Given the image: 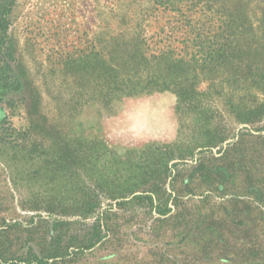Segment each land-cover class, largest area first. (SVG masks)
I'll use <instances>...</instances> for the list:
<instances>
[{"label": "rangeland", "instance_id": "obj_1", "mask_svg": "<svg viewBox=\"0 0 264 264\" xmlns=\"http://www.w3.org/2000/svg\"><path fill=\"white\" fill-rule=\"evenodd\" d=\"M161 1L0 0V264H264V0Z\"/></svg>", "mask_w": 264, "mask_h": 264}, {"label": "trees", "instance_id": "obj_2", "mask_svg": "<svg viewBox=\"0 0 264 264\" xmlns=\"http://www.w3.org/2000/svg\"><path fill=\"white\" fill-rule=\"evenodd\" d=\"M176 2H177V0H176ZM189 3H191V6H194V8H196L197 7V3H198V5H200L201 3H200V1L199 0H190V1H188V4ZM181 4H182V6H186L187 5V2H185V3H182L181 2ZM160 5H162L163 6V9H161V10H158V12H160V13H162V12H164V11H168V12H170L171 11V8H175V6H176V3H173V0H162L161 2H160ZM189 7V6H188ZM6 8V7H5ZM188 9L189 8H184L183 10H185L186 12H188ZM4 12H5V10H4ZM3 12V13H4ZM180 12V15H182V16H171V15H169L170 16V18H172V19H175L176 21H180V22H182V20H183V22L184 21H188L187 23H190V18L189 17H187V16H189V15H185V14H182V12L181 11H179ZM191 12H192V10H191ZM176 17H179V18H182V20H178ZM120 24V23H119ZM124 25H125V27L127 28V26H128V23H123ZM135 26H137V27H139L138 25H135ZM135 26H134V28H135ZM7 28H8V20H7V18H6V14L4 13V14H2V18H0V32H5L6 30H7ZM128 28H133L132 27V25H130ZM163 29V28H162ZM139 35H140V33H139ZM160 50H162V49H160ZM4 64H5V51H4V49H1L0 48V67H3L4 66ZM4 82H7V83H3V85H1L3 88H8V87H10L11 86V84H12V82L10 81V80H8V78L6 77H4Z\"/></svg>", "mask_w": 264, "mask_h": 264}]
</instances>
